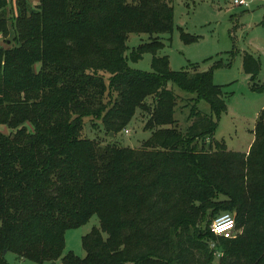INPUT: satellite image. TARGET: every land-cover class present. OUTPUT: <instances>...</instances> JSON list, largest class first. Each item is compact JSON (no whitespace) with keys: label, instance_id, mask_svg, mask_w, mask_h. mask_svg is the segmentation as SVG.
Segmentation results:
<instances>
[{"label":"trees","instance_id":"1","mask_svg":"<svg viewBox=\"0 0 264 264\" xmlns=\"http://www.w3.org/2000/svg\"><path fill=\"white\" fill-rule=\"evenodd\" d=\"M173 2L15 0L14 10L0 0V34L14 43L0 48V126L11 130L0 132V264L7 253L36 264H214L211 243L217 264H264V107L247 153L229 151L213 138L226 102L212 71L230 64L174 72L155 40L126 55L132 34H172ZM180 39L198 40L182 30ZM144 54L151 72L128 65ZM242 69L250 90L263 92L259 59L245 53ZM169 83L194 96L184 131ZM138 111L150 137L119 146ZM86 120L111 143L83 136ZM215 208L231 215L236 237L210 231ZM93 216L85 257L63 254L66 231Z\"/></svg>","mask_w":264,"mask_h":264},{"label":"rangeland","instance_id":"2","mask_svg":"<svg viewBox=\"0 0 264 264\" xmlns=\"http://www.w3.org/2000/svg\"><path fill=\"white\" fill-rule=\"evenodd\" d=\"M29 6H36L38 0H27ZM15 10V0H12ZM173 32L161 37L148 35H130L127 41L130 52L140 44L158 41L163 48L157 56H167L171 71L181 70L190 72H207L215 62L221 61L229 67H222L212 71L213 83L222 87L226 102V111L213 115L217 122L214 140L223 142L227 150L245 153L254 140V127L259 112L264 107V91L256 93L250 90V76L244 74L242 58L245 53L257 57L260 61V71L257 84L264 86V2H254L248 8L235 7L230 0H174L173 2ZM180 30L192 37H197L196 42L184 43L180 39ZM14 43L11 36L4 37L0 34V48H11ZM151 54H144L136 63L128 61V65L135 70L151 72ZM192 65H195L191 67ZM167 88L178 96L174 119L177 128L184 131L189 122L192 104L187 99L194 97L181 91L177 86L169 83ZM152 98L147 100L152 105ZM198 109L209 114L211 109L204 100L197 103ZM148 115L142 111L136 115L129 125L120 132L113 142L119 146L137 149L143 141L150 137V131L144 130ZM29 127V126H28ZM30 128V127H29ZM83 136L95 140L101 145L111 143L112 138L107 136L100 124L86 120ZM127 131V133L125 132ZM0 132L10 134L11 130L0 126ZM231 216L217 208L207 214L206 222L212 225L222 216ZM94 227H99V221L93 216L88 223L66 231L64 238V253L74 254L84 258L82 237L91 232ZM238 231L234 230L232 237ZM214 250V264H217L221 249L216 243H211ZM8 264H36L29 260H22L11 253L5 256ZM53 264V263H43ZM55 264H60L59 261Z\"/></svg>","mask_w":264,"mask_h":264},{"label":"built area","instance_id":"3","mask_svg":"<svg viewBox=\"0 0 264 264\" xmlns=\"http://www.w3.org/2000/svg\"><path fill=\"white\" fill-rule=\"evenodd\" d=\"M235 7L248 8L254 2H264V0H230ZM127 133V131H125ZM235 230V224L228 215L219 217L212 225V232L219 237L230 238Z\"/></svg>","mask_w":264,"mask_h":264},{"label":"water","instance_id":"4","mask_svg":"<svg viewBox=\"0 0 264 264\" xmlns=\"http://www.w3.org/2000/svg\"><path fill=\"white\" fill-rule=\"evenodd\" d=\"M4 255L6 254V252L3 253ZM53 264H55V262H52Z\"/></svg>","mask_w":264,"mask_h":264},{"label":"crops","instance_id":"5","mask_svg":"<svg viewBox=\"0 0 264 264\" xmlns=\"http://www.w3.org/2000/svg\"><path fill=\"white\" fill-rule=\"evenodd\" d=\"M250 147V146H249ZM249 149V148H248ZM248 151V150H247ZM247 151L245 153H247Z\"/></svg>","mask_w":264,"mask_h":264}]
</instances>
